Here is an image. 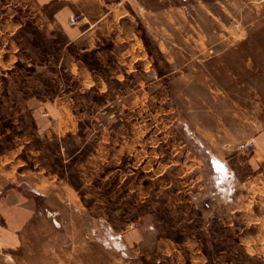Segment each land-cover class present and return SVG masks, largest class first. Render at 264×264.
Returning <instances> with one entry per match:
<instances>
[{
	"label": "rangeland",
	"instance_id": "obj_1",
	"mask_svg": "<svg viewBox=\"0 0 264 264\" xmlns=\"http://www.w3.org/2000/svg\"><path fill=\"white\" fill-rule=\"evenodd\" d=\"M71 242L264 264V0H0V264Z\"/></svg>",
	"mask_w": 264,
	"mask_h": 264
},
{
	"label": "crops",
	"instance_id": "obj_2",
	"mask_svg": "<svg viewBox=\"0 0 264 264\" xmlns=\"http://www.w3.org/2000/svg\"><path fill=\"white\" fill-rule=\"evenodd\" d=\"M40 1L42 3H46L51 0H40ZM222 165L224 164L221 162V166ZM72 248L75 250H79V252L72 253L71 252ZM62 249H63L62 264H126V261H124L126 260L125 259L126 257L124 256H123L124 258H122L123 260L121 261V263L119 262L121 260L120 256L124 254L122 253L118 254L117 249H114L115 250L114 251L113 248L110 249L111 252L107 253V255L111 256L110 258L108 257L103 258L102 253H98V252L94 254V257H87V254L85 253L86 248L81 243H72V242L64 243Z\"/></svg>",
	"mask_w": 264,
	"mask_h": 264
},
{
	"label": "built area",
	"instance_id": "obj_3",
	"mask_svg": "<svg viewBox=\"0 0 264 264\" xmlns=\"http://www.w3.org/2000/svg\"><path fill=\"white\" fill-rule=\"evenodd\" d=\"M77 19H78V15H72L69 18V22L75 23ZM238 147L242 150H249L253 147V141H250V140L242 141L241 143H239Z\"/></svg>",
	"mask_w": 264,
	"mask_h": 264
},
{
	"label": "bare ground",
	"instance_id": "obj_4",
	"mask_svg": "<svg viewBox=\"0 0 264 264\" xmlns=\"http://www.w3.org/2000/svg\"><path fill=\"white\" fill-rule=\"evenodd\" d=\"M216 159V158H215ZM215 164L218 170H224V165L221 166V161L219 159L215 160Z\"/></svg>",
	"mask_w": 264,
	"mask_h": 264
}]
</instances>
